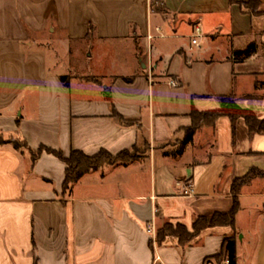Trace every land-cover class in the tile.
I'll return each instance as SVG.
<instances>
[{"label": "crops", "instance_id": "obj_1", "mask_svg": "<svg viewBox=\"0 0 264 264\" xmlns=\"http://www.w3.org/2000/svg\"><path fill=\"white\" fill-rule=\"evenodd\" d=\"M248 1L0 0V137L27 144L17 151L0 143V264H226L228 227L207 229L184 249L168 238L153 254L149 243L162 221L192 230L196 216L230 210L234 179L264 171V135H251L244 120L234 132L228 117L200 129L180 157L163 152L158 162L147 155L91 172L66 196V164L47 153L33 161L30 150L45 147L65 158L73 150L117 155L141 144L155 151L182 141L192 109L215 110L221 96H235L264 120V87H256L264 83V0H257L259 15L243 7ZM197 27L201 37L193 45ZM105 40L130 48L120 60L90 52L94 75L62 67L52 45L68 52L73 41ZM251 44L257 53L234 59ZM193 148L208 158L185 162ZM182 160L185 168L174 169ZM108 169L120 175L135 169L133 183L122 176L112 182ZM246 199L263 218L264 177L243 189L240 203ZM238 232L242 264L240 245L250 236L240 244ZM258 242L264 248V229ZM258 259L264 264V254Z\"/></svg>", "mask_w": 264, "mask_h": 264}, {"label": "trees", "instance_id": "obj_2", "mask_svg": "<svg viewBox=\"0 0 264 264\" xmlns=\"http://www.w3.org/2000/svg\"><path fill=\"white\" fill-rule=\"evenodd\" d=\"M234 1V0H232ZM243 7L253 15L260 14V3L257 0H249L247 3L242 4ZM257 53V46L255 44L249 45L243 51H235V60H246L252 55ZM95 83L98 81L94 78L90 79ZM61 81L65 86L69 85V77H61ZM127 83H131V79H125ZM256 87H264V83H257ZM109 98V97H108ZM219 107L210 111H199L195 108L192 109L190 114L192 124L189 128L184 130V138L182 139L178 148L172 153H165V155H172L173 157L182 156L189 144L194 140L197 131L206 127H215L218 119L221 117H228L232 123L233 132L236 129L237 122L242 119L245 121L251 135H264V120L259 119L251 110L243 109L238 105L235 96H221L217 98ZM117 117V116H116ZM120 122L125 126L134 125V122L127 121L121 116L117 117ZM0 143L12 144L17 151L27 149V144L19 140L5 141L0 137ZM169 145V144H168ZM31 156L33 161H36L43 153L54 155L66 164L65 180L63 184V193L66 196L71 193L75 184H77L85 175L91 172L103 170L106 167L124 166L139 161L142 157L138 155V146L132 149L120 152L117 155H112L106 150H101L94 156H87L80 150H73L68 158H65L61 151H56L41 147L37 151H32ZM264 177V171L252 168L243 177L235 178L231 185V196L233 205L230 210L224 212H215L204 215H198L194 218L192 230H189L184 224H177L174 229L169 223L164 224L156 234V238L150 240V248L155 254L156 248L164 245L168 238H175L181 248L193 243L203 231L217 227H228L231 229L232 234L228 236L223 245V252L229 264H237V216L241 211L240 196L243 189L250 185L255 179ZM223 256H215V258H222Z\"/></svg>", "mask_w": 264, "mask_h": 264}, {"label": "rangeland", "instance_id": "obj_3", "mask_svg": "<svg viewBox=\"0 0 264 264\" xmlns=\"http://www.w3.org/2000/svg\"><path fill=\"white\" fill-rule=\"evenodd\" d=\"M261 12V10H259ZM54 49L58 52V55L61 57V66L63 67H69L73 68L75 72H77L80 75H94L93 71L95 70V64L94 59L88 58L90 52H93L94 55L98 50L105 52L108 54H112L113 58H117V60L122 59V56L125 55L128 52V49L130 48L128 42L126 41H119V40H109V41H102V42H94V41H73L70 42V48L67 52L66 49L59 45L58 42L52 43ZM77 54V56H76ZM261 55H264V47L260 51ZM181 143V140H173L169 145L159 147L154 151V148L150 144H141L138 146V155H140L142 158H144L147 155H152L153 159L157 158V162L161 159V154L163 152H171L179 147ZM203 155V156H202ZM208 155V154H207ZM202 156V157H201ZM209 158L215 159L216 154L210 153ZM208 157L206 154L201 153L197 148L191 149L188 153L185 155V162H191L193 159L198 160H205ZM183 160L181 161L180 165H175L174 169L180 170L185 168V166H181L183 163ZM135 169H132L127 174L122 173L120 175L119 172H114V169H108L107 172V178L110 179L112 182L114 180H117L122 176L121 178H126L128 180L129 184L133 183V177ZM188 172V169H184ZM109 173V174H108ZM124 174V175H123ZM94 180H98V175H95ZM150 178L148 176L144 177V183L146 184L144 186V190H146L149 187ZM264 200V199H262ZM264 204V202H263ZM263 204L259 207L261 210L263 209ZM241 208H245L244 210L241 209L237 216V230H241L242 234L239 235L238 240L240 241V238L243 234H247L250 236V243L248 241H245V243L241 244L240 241V250H239V257L242 264H256L260 263L261 261L258 259L260 254H264V248L260 247V244L258 241H260L261 232L262 229H264V217H259L257 213V206L250 202L249 199L244 200V203H241ZM244 205V206H243ZM169 223L171 226H173L174 229L177 228L178 222L173 221H162L160 222L159 226L156 228L154 232V239L156 238L157 231L164 226V224ZM238 237V236H237ZM256 240H252L253 238H256ZM152 254V253H151ZM153 255H151V258ZM214 257H209L208 260H212ZM255 259V262L253 260ZM152 260V259H151ZM223 260V258H222Z\"/></svg>", "mask_w": 264, "mask_h": 264}, {"label": "built area", "instance_id": "obj_4", "mask_svg": "<svg viewBox=\"0 0 264 264\" xmlns=\"http://www.w3.org/2000/svg\"><path fill=\"white\" fill-rule=\"evenodd\" d=\"M201 32H202V30L199 27L195 28V32L192 35V44L193 45H198V40L201 37ZM149 38L152 39V37H149ZM170 85L173 86V87H177V84L175 82H171ZM185 193L188 194V195L192 194L193 193V186L192 185H188L185 188ZM149 232H151V231L149 230ZM158 263H159L158 259L155 260V264H158ZM226 264H229L228 260L226 261Z\"/></svg>", "mask_w": 264, "mask_h": 264}]
</instances>
